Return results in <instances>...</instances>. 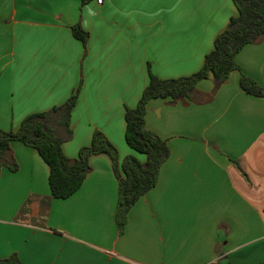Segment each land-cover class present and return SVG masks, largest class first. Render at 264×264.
<instances>
[{
    "label": "crops",
    "instance_id": "0c3cea01",
    "mask_svg": "<svg viewBox=\"0 0 264 264\" xmlns=\"http://www.w3.org/2000/svg\"><path fill=\"white\" fill-rule=\"evenodd\" d=\"M238 15L233 0H0V128L63 104L77 89L68 158L102 131L119 159L146 156L125 140V110L149 74L197 72L218 33ZM81 23L84 44L73 34ZM238 68L216 85L196 84L194 100L153 98L145 127L167 142L158 180L115 220L118 179L110 157L90 159L80 188L52 198L49 166L21 141L18 168L0 170V259L22 264H260L264 262V37L242 47ZM236 161L247 177L234 164Z\"/></svg>",
    "mask_w": 264,
    "mask_h": 264
},
{
    "label": "trees",
    "instance_id": "16d2710c",
    "mask_svg": "<svg viewBox=\"0 0 264 264\" xmlns=\"http://www.w3.org/2000/svg\"><path fill=\"white\" fill-rule=\"evenodd\" d=\"M91 0H81V7ZM238 15L232 17L227 27L216 36L213 49L205 55L202 67L195 73L178 78H160L149 74L137 105L125 110V140L136 152L144 154L140 161L132 155L119 159L117 149L100 131L95 130L90 144L80 148L78 156L68 158L62 151V144L72 137L70 127L72 109L76 105L78 89L61 105L47 111L27 115L15 131L0 128V170L7 166L16 171L18 165L10 151V142L18 140L34 148L49 166V187L52 198H67L75 193L89 173L90 159L105 153L110 157L118 179V202L115 220L122 233L128 220V213L136 201L158 180L160 167L169 154L167 142L145 127L146 105L153 98H167L171 102L188 99L197 102L198 81L210 78L216 85L224 83L230 72L238 68L237 53L249 43L264 37V0H233ZM73 34L84 44L89 33L78 22L72 28ZM240 87L255 96H264L262 86L253 78L242 75ZM244 176L245 171L234 161ZM0 264H22L16 254L0 259ZM207 264H218L209 262ZM264 264V262L260 263Z\"/></svg>",
    "mask_w": 264,
    "mask_h": 264
},
{
    "label": "built area",
    "instance_id": "2783aa9c",
    "mask_svg": "<svg viewBox=\"0 0 264 264\" xmlns=\"http://www.w3.org/2000/svg\"><path fill=\"white\" fill-rule=\"evenodd\" d=\"M98 2H101V0H97Z\"/></svg>",
    "mask_w": 264,
    "mask_h": 264
}]
</instances>
